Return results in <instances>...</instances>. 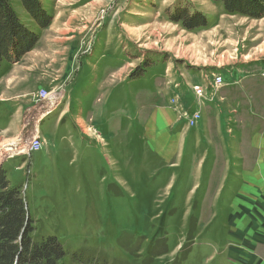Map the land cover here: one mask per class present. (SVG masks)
<instances>
[{
  "label": "rangeland",
  "instance_id": "1",
  "mask_svg": "<svg viewBox=\"0 0 264 264\" xmlns=\"http://www.w3.org/2000/svg\"><path fill=\"white\" fill-rule=\"evenodd\" d=\"M10 2L39 37L0 69L13 84L0 85V170L26 194L33 239L56 236L68 252L59 264H264L253 210L205 200L250 165L235 160L208 179L209 161L198 158L203 172L190 183V137L229 77L249 75L238 96L264 114V9L253 17L222 0H39L51 17L41 28L23 0ZM35 137L40 149L26 150Z\"/></svg>",
  "mask_w": 264,
  "mask_h": 264
},
{
  "label": "crops",
  "instance_id": "2",
  "mask_svg": "<svg viewBox=\"0 0 264 264\" xmlns=\"http://www.w3.org/2000/svg\"><path fill=\"white\" fill-rule=\"evenodd\" d=\"M248 76L233 75L235 78L231 79L229 77L227 85L218 91L219 94L222 93V96L214 95L206 101L203 112L204 126L200 125V127H195L193 132L191 131L193 133V136L190 137L193 161L190 165V183L194 184L197 175L201 176L203 172L200 170L201 164L198 162V158L209 161L207 175L205 174L208 179L226 175L229 171L228 165L235 160L239 161L243 167L250 165L244 167L247 179H245V175L240 180L236 178L231 181V186L227 189L224 188L222 180L220 187L217 186L215 190L212 188L211 191H207L205 200L208 201L207 207L209 208L215 207L220 202L226 208L252 209V222L258 223L256 232L260 233V224H264V114H259L251 99L241 100L238 96L239 81ZM254 76L257 78L256 75ZM207 84H209L208 92L211 94L212 84L210 82ZM0 85L4 92L13 86L12 83L6 84L3 80L0 81ZM193 103L195 101H190L187 108L195 109L197 104L193 105ZM203 128L206 129V132L201 137ZM198 133L200 137H198ZM202 144L205 145L204 152ZM3 148L0 147L1 150ZM248 175L251 177L250 179H248ZM207 183H211V181H207ZM219 191H221L220 196H218ZM208 192L212 193L210 198ZM231 222L245 223V218L243 216L238 220L233 217ZM252 232L254 233V231ZM261 239L264 240V237Z\"/></svg>",
  "mask_w": 264,
  "mask_h": 264
},
{
  "label": "trees",
  "instance_id": "3",
  "mask_svg": "<svg viewBox=\"0 0 264 264\" xmlns=\"http://www.w3.org/2000/svg\"><path fill=\"white\" fill-rule=\"evenodd\" d=\"M230 12H241L257 17L264 9V1L250 6L244 0H222ZM245 3L248 7L244 8ZM34 21L46 28L51 17L39 0H23ZM194 17L184 21L187 27ZM38 32L21 22L10 0H0V69L4 63L18 62L38 40ZM32 220L26 194L9 185L6 173L0 170V264H59L68 252L56 236L34 240ZM79 257V256H78ZM77 257V258H78ZM80 260V259H79Z\"/></svg>",
  "mask_w": 264,
  "mask_h": 264
},
{
  "label": "built area",
  "instance_id": "4",
  "mask_svg": "<svg viewBox=\"0 0 264 264\" xmlns=\"http://www.w3.org/2000/svg\"><path fill=\"white\" fill-rule=\"evenodd\" d=\"M40 147H41V139H40V137H35L34 139L31 140L29 148L27 147L26 150H28V149L39 150Z\"/></svg>",
  "mask_w": 264,
  "mask_h": 264
},
{
  "label": "bare ground",
  "instance_id": "5",
  "mask_svg": "<svg viewBox=\"0 0 264 264\" xmlns=\"http://www.w3.org/2000/svg\"><path fill=\"white\" fill-rule=\"evenodd\" d=\"M26 149V147H24V148H22V150L21 151H24ZM7 152V151H6Z\"/></svg>",
  "mask_w": 264,
  "mask_h": 264
}]
</instances>
